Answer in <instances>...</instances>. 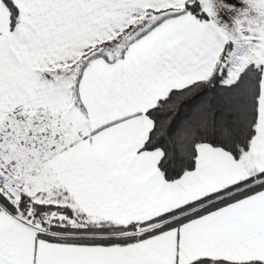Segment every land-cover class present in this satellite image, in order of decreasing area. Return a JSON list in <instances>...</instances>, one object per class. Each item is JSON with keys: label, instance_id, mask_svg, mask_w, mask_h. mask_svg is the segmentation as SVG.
Instances as JSON below:
<instances>
[{"label": "snow or ice", "instance_id": "6c2138e0", "mask_svg": "<svg viewBox=\"0 0 264 264\" xmlns=\"http://www.w3.org/2000/svg\"><path fill=\"white\" fill-rule=\"evenodd\" d=\"M0 264H264V0H0Z\"/></svg>", "mask_w": 264, "mask_h": 264}]
</instances>
